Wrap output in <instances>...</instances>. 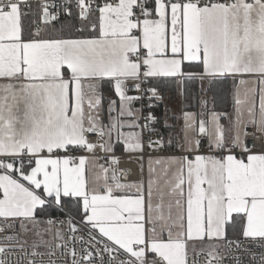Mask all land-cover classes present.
I'll list each match as a JSON object with an SVG mask.
<instances>
[{
	"label": "snow or ice",
	"instance_id": "6c2138e0",
	"mask_svg": "<svg viewBox=\"0 0 264 264\" xmlns=\"http://www.w3.org/2000/svg\"><path fill=\"white\" fill-rule=\"evenodd\" d=\"M0 264H264V0H0Z\"/></svg>",
	"mask_w": 264,
	"mask_h": 264
},
{
	"label": "built area",
	"instance_id": "2783aa9c",
	"mask_svg": "<svg viewBox=\"0 0 264 264\" xmlns=\"http://www.w3.org/2000/svg\"><path fill=\"white\" fill-rule=\"evenodd\" d=\"M131 167H133V168H135V165L133 164V165H130Z\"/></svg>",
	"mask_w": 264,
	"mask_h": 264
},
{
	"label": "trees",
	"instance_id": "16d2710c",
	"mask_svg": "<svg viewBox=\"0 0 264 264\" xmlns=\"http://www.w3.org/2000/svg\"><path fill=\"white\" fill-rule=\"evenodd\" d=\"M162 108H163V106H161V111H162Z\"/></svg>",
	"mask_w": 264,
	"mask_h": 264
}]
</instances>
